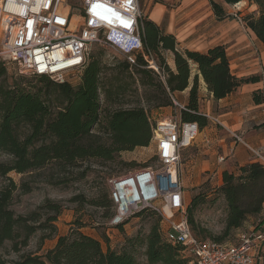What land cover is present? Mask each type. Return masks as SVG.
I'll list each match as a JSON object with an SVG mask.
<instances>
[{
    "label": "trees",
    "instance_id": "1",
    "mask_svg": "<svg viewBox=\"0 0 264 264\" xmlns=\"http://www.w3.org/2000/svg\"><path fill=\"white\" fill-rule=\"evenodd\" d=\"M210 1L220 20L231 17L223 4ZM223 1L230 5L241 2ZM251 3L256 4L258 9L255 13L246 14L243 20L264 44V0H251ZM140 33L146 51L154 54L165 78L162 80L158 75L160 72L155 69L139 67L137 73L140 81L145 87L153 88L158 93L151 100L154 107L173 105L176 92L190 88L187 109L181 112V120L184 122H197L200 128L209 123L205 114L200 112L201 77L217 100L228 97L243 83L262 80L259 74L243 78L233 74L226 46L218 45L207 52L188 48L181 50L175 35L164 32L146 15L142 19ZM169 52L173 54L174 68L166 60ZM138 60L147 65L142 56ZM124 63L128 69L129 64L126 60ZM85 65L78 84L69 81L59 83L44 75L32 77L40 85L26 80L23 75L12 84L2 81V77H7V68L0 63V153L8 156V161H0V178L8 177L11 172L29 173L53 164L68 168L85 161L90 163L84 173L88 174L92 169V162L112 163L126 150L151 145L152 122L144 107H111L125 99L130 83L121 78L117 81L106 80L100 58L94 57ZM253 99L255 104L264 103V89L255 91ZM96 128L100 132L95 134ZM157 159L156 156L155 160ZM136 165L135 162H127L126 167ZM222 179L223 184L214 190L226 204L223 220L225 227L221 234L214 236L209 228L202 226L195 218L197 208L207 202L208 194L194 193L188 203L187 220L198 239L227 242L226 239L233 235L235 229L242 227L249 216L257 217L264 209L262 163L245 164L239 167L238 173L224 171ZM15 189L13 183L0 189V246L10 242L14 251L21 252L40 229L48 231L43 239L55 235V222L62 213V206L57 203L48 204V209L54 215H49L44 221H40V217L18 216L10 207ZM91 204L102 208L105 216L111 218L113 204L107 193L99 192ZM145 213L159 217L158 221L144 237H129L122 247H105L101 240L81 229L73 228L68 235L58 236L56 246L44 256L26 254L13 263L140 264L136 249L138 245H143L147 264H194L184 256L181 245H173L164 239L161 233V216L156 211L146 209L136 216H143ZM34 220L40 223H32Z\"/></svg>",
    "mask_w": 264,
    "mask_h": 264
},
{
    "label": "built area",
    "instance_id": "2",
    "mask_svg": "<svg viewBox=\"0 0 264 264\" xmlns=\"http://www.w3.org/2000/svg\"><path fill=\"white\" fill-rule=\"evenodd\" d=\"M0 0V58L20 74L44 75L59 83L67 75L83 70L90 46L96 42L124 55L130 68L159 71L154 54L147 52L140 25V0ZM142 56L147 65L139 62ZM182 111L186 105L174 99ZM207 119L222 125L237 143L246 144L258 163L264 165V150L250 147L214 116ZM197 122L177 116L152 123V143L158 159L152 165L129 170L107 180L112 200L108 227L125 226L143 210L161 216V233L168 242L183 247L182 253L194 264H259L264 260V213L237 240L216 242L198 239L187 220L188 201L181 180L186 148L198 139ZM224 160V158H221Z\"/></svg>",
    "mask_w": 264,
    "mask_h": 264
},
{
    "label": "rangeland",
    "instance_id": "3",
    "mask_svg": "<svg viewBox=\"0 0 264 264\" xmlns=\"http://www.w3.org/2000/svg\"><path fill=\"white\" fill-rule=\"evenodd\" d=\"M157 0H140L142 15L149 17V7L151 3ZM248 1V0H246ZM76 0H67L66 4L74 6ZM90 57L100 58L104 65L103 77L106 80L117 81L121 78L123 81L129 82V87L126 89L127 96L125 99L112 104V108H133L144 107L149 115L150 121L154 124L155 120L170 118L177 116L181 118V110L179 107L169 105V107H154L155 104L151 100L158 94L153 88L145 87L140 81V75L137 73V68L127 69L125 65V57L120 52L110 47L102 46L100 43L94 42L90 46ZM166 60L170 65L175 67L170 55H166ZM157 62V60H156ZM0 63L7 68V77L1 78L10 84L21 75L26 80L33 81V84L41 83L25 74H19L15 68L0 58ZM232 71H235V63L233 62ZM160 71V69H159ZM82 70L67 75V81L72 84H78ZM158 74V73H157ZM159 77L164 80L162 73ZM249 77V76H243ZM242 77V78H243ZM173 106V107H172ZM99 128H96L95 134L99 133ZM105 138L104 135H101ZM157 151L153 143L150 146H141L133 150H126L119 155L116 161L112 163H97L92 162L93 166L88 174H84L89 166L88 162H83L74 167L60 168L57 165H50L38 171L19 174L17 172L9 173L8 177L0 178V189L7 188L13 183L16 189L13 191L11 198V209L18 216H34L40 217V221H44L49 215H54L48 209V204L57 203L62 206V213L55 222L56 233L51 238L43 239L48 231L40 229L32 236L28 246L21 252L14 251L10 242H6L4 246H0V264H14V261L20 259L22 255L34 254L44 256L47 251L56 246V241L60 235H68L70 231L81 229L82 232L95 236L101 240L106 247L112 246L114 249L126 245L129 237H144L156 223L159 217L151 213H145L143 216H136L130 219L124 227H108V217L102 208H97L91 204V201L98 195L99 192L107 193L110 197V187L107 180L113 176H119L127 173L133 168H140L144 165H152L155 163ZM186 159V155L184 156ZM0 161H8V156L0 153ZM127 162H135V167H126ZM184 163V159L182 164ZM239 172V168L235 170ZM216 186H213L210 181L203 182L202 185L194 189L193 194L204 193L208 194L207 202L202 203L195 213L196 220L202 225L209 228L214 236L221 234L225 227L223 222L226 214L225 201L222 196L214 191ZM111 199V197H110ZM213 199H216L213 201ZM39 224L40 222H32ZM81 227L79 228V226ZM237 240L234 234L226 239L227 242L233 243ZM145 247L138 245L136 249L140 264H147V256L144 255ZM184 256L187 254L183 253ZM161 264V263H160Z\"/></svg>",
    "mask_w": 264,
    "mask_h": 264
},
{
    "label": "crops",
    "instance_id": "4",
    "mask_svg": "<svg viewBox=\"0 0 264 264\" xmlns=\"http://www.w3.org/2000/svg\"><path fill=\"white\" fill-rule=\"evenodd\" d=\"M214 1L223 4L231 17L220 20L210 0H157L150 4L148 15L164 32L175 35L181 50L188 48L207 52L212 47L223 45L227 48L231 67L235 63L233 74L239 78L262 76L257 83H243L228 97L219 100L207 89L201 77L199 105L201 113L218 117L226 128L242 135L250 147L264 150V103L255 104L253 99L255 91L264 89V44L243 20L246 14L255 13L258 6L251 0H241L236 5L223 0ZM168 55L173 61V54L169 52ZM189 89L176 92L175 100L179 104L187 105ZM208 120L209 123L200 128V136L194 145L183 153L181 180L188 203L194 189L203 182L221 186L224 171H235L250 162H258L246 144L237 143L222 125ZM255 218L249 216L242 227L234 230V237L251 229ZM261 253L264 257V246ZM259 264H264V260Z\"/></svg>",
    "mask_w": 264,
    "mask_h": 264
}]
</instances>
